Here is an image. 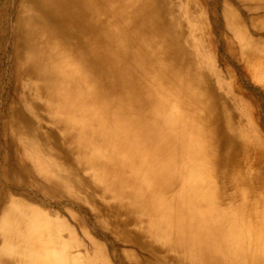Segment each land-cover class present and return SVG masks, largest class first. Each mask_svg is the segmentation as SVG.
<instances>
[{
  "label": "bare ground",
  "instance_id": "1",
  "mask_svg": "<svg viewBox=\"0 0 264 264\" xmlns=\"http://www.w3.org/2000/svg\"><path fill=\"white\" fill-rule=\"evenodd\" d=\"M0 264H264V0H0Z\"/></svg>",
  "mask_w": 264,
  "mask_h": 264
},
{
  "label": "rangeland",
  "instance_id": "2",
  "mask_svg": "<svg viewBox=\"0 0 264 264\" xmlns=\"http://www.w3.org/2000/svg\"><path fill=\"white\" fill-rule=\"evenodd\" d=\"M219 43H218V47H217V59H218L217 63H218L219 68H223L225 65H227V66L233 68V70L235 69V71H236L238 69V65L231 58H228V57L224 56V54H223V52L221 50V46H220ZM243 87L245 89H247L246 91H248L250 93H252V92L254 93L255 92L254 94H256V88H258V86L249 85V84H247V87H246V85L244 83H243Z\"/></svg>",
  "mask_w": 264,
  "mask_h": 264
}]
</instances>
